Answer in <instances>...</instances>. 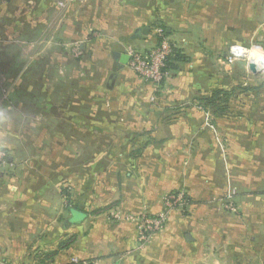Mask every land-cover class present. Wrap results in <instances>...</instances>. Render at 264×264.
<instances>
[{
	"label": "rangeland",
	"instance_id": "1",
	"mask_svg": "<svg viewBox=\"0 0 264 264\" xmlns=\"http://www.w3.org/2000/svg\"><path fill=\"white\" fill-rule=\"evenodd\" d=\"M103 1L0 0L6 196L20 209L22 183L60 181L86 196L90 212L98 213L89 229L99 235L107 224L104 234L116 249L124 243L118 234L129 235L132 224L136 251L164 230L189 249L187 232L196 264H264V68H248L255 55L264 62V0H249L258 11L255 23L237 22L242 28L230 29L235 40L220 46L218 58L182 48V76L170 68L156 84L130 61L128 69L146 83L139 89L126 75L110 83L102 71L112 67L108 57L121 29L100 12ZM194 45L215 52L210 39ZM233 46L243 47L245 57L232 55ZM168 82L176 86L171 98L147 89L162 91ZM154 116L166 122L135 125ZM125 128L154 136H121ZM74 258L98 264L71 255L68 264H79Z\"/></svg>",
	"mask_w": 264,
	"mask_h": 264
},
{
	"label": "crops",
	"instance_id": "2",
	"mask_svg": "<svg viewBox=\"0 0 264 264\" xmlns=\"http://www.w3.org/2000/svg\"><path fill=\"white\" fill-rule=\"evenodd\" d=\"M98 1L96 0L97 3ZM103 2L99 5H103ZM86 5V2H83V6ZM104 6L106 8H100V12L111 19V25L117 24L116 27L121 29L118 32L119 39L114 43L108 57L112 67L102 71L109 77L110 83H113L114 78L126 75L132 79L134 89L144 87L146 83L115 55L126 53L129 43L141 52L148 51L157 44L159 36L164 33L166 37L178 43L179 51L185 47L189 52L193 48L191 55L215 59L218 58L221 45L230 44L231 40H235L230 34V29L242 28V23L243 27L246 23H255L253 20L258 14L249 0H131V3L127 0H105ZM95 22L99 26L103 19L96 17ZM144 28H148V33H143ZM207 39L212 40L215 52H197L194 43ZM187 44L191 45L186 47ZM180 61H184V58L175 60L172 67L176 70L174 74L178 76L183 75V63ZM147 86L152 93H165L163 98H171V91L176 88L172 82H168L162 91L157 90V86ZM141 121L137 120L135 125L141 123L145 126L150 124L149 121L154 124L166 122L159 116H154L148 122ZM124 130L120 132L121 136L128 133V129ZM151 131H131L126 136L131 135L132 139L142 138L152 133ZM129 155L134 156L135 153L132 151ZM6 190V183L0 182V264H40L45 258H48L47 262L68 264L70 255L93 260L98 264L197 263L195 242L187 232H184L182 237L188 243L189 249H185L184 245L187 244H183L184 242L173 241L172 236L164 230L145 250L136 251V230L134 225L127 224L126 226L132 228L129 235L118 234L124 243L117 249L110 246L112 242L116 244V241L104 234L107 233V224L103 225V233L99 235V231L89 229L92 218L98 213L90 212L86 196L82 194L77 197L76 191H70L68 195L63 194L60 181L47 185L41 182L22 183L15 199L19 200L20 206L16 204L20 209L14 207L15 202L6 196Z\"/></svg>",
	"mask_w": 264,
	"mask_h": 264
},
{
	"label": "built area",
	"instance_id": "3",
	"mask_svg": "<svg viewBox=\"0 0 264 264\" xmlns=\"http://www.w3.org/2000/svg\"><path fill=\"white\" fill-rule=\"evenodd\" d=\"M160 32V31H159ZM161 34V32H160ZM237 48H243L240 46H233L231 48V54L238 56L236 53ZM131 56V62L135 70L142 73L148 78H154L156 84L160 82V78L164 75L165 62L167 57L171 53L170 43L163 38V41L156 48H153L147 55H143L140 51L135 49L133 52L131 49L127 52ZM241 57V56H239ZM130 64V62H129ZM74 263L87 264V262H79L77 258L72 260Z\"/></svg>",
	"mask_w": 264,
	"mask_h": 264
},
{
	"label": "trees",
	"instance_id": "4",
	"mask_svg": "<svg viewBox=\"0 0 264 264\" xmlns=\"http://www.w3.org/2000/svg\"><path fill=\"white\" fill-rule=\"evenodd\" d=\"M164 36H165L164 33H163V35L159 36L158 42L155 45V47L161 44ZM137 51H139V50H137ZM150 51H151V49L148 50V51H143L142 53H147V52H150ZM183 58H184L183 56H180L178 48L174 47V45L172 44L171 45V53L169 54V56L167 57V60L165 62L164 71H170V68L172 69L173 62L175 60H182ZM218 95H219V92H216L215 97L213 99H211L210 101L211 102L216 101L217 98H218ZM62 189H63L62 193L65 194V195H68L69 189H67V188H62ZM65 197H67V196H65ZM76 209H78V208L76 207ZM47 260H48V258H45V259L41 260L40 264H47V263L48 264L49 263L52 264L53 263V262H47Z\"/></svg>",
	"mask_w": 264,
	"mask_h": 264
},
{
	"label": "water",
	"instance_id": "5",
	"mask_svg": "<svg viewBox=\"0 0 264 264\" xmlns=\"http://www.w3.org/2000/svg\"><path fill=\"white\" fill-rule=\"evenodd\" d=\"M148 31H149L148 28H144L143 33L146 34V33H148ZM115 55L120 58V61L123 64H129V62L131 60V56L127 52L122 53V54L121 53H115ZM248 68L251 72L257 73L260 69H263L264 66L260 62L250 60L248 62Z\"/></svg>",
	"mask_w": 264,
	"mask_h": 264
},
{
	"label": "bare ground",
	"instance_id": "6",
	"mask_svg": "<svg viewBox=\"0 0 264 264\" xmlns=\"http://www.w3.org/2000/svg\"><path fill=\"white\" fill-rule=\"evenodd\" d=\"M246 52H247V51H246ZM246 52H245V49H244V48H237V49H236V53H237V55H238V56H241V57H242V56L245 57ZM251 60H252V61L260 62L262 65H264L263 60L259 59L258 57L256 58V55H255V57H252Z\"/></svg>",
	"mask_w": 264,
	"mask_h": 264
}]
</instances>
